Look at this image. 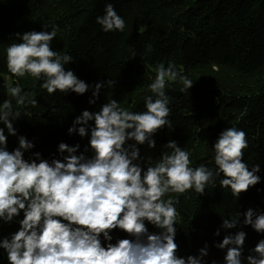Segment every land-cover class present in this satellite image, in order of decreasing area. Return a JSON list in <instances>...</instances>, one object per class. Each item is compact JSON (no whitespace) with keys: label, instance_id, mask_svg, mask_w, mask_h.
Listing matches in <instances>:
<instances>
[{"label":"trees","instance_id":"16d2710c","mask_svg":"<svg viewBox=\"0 0 264 264\" xmlns=\"http://www.w3.org/2000/svg\"><path fill=\"white\" fill-rule=\"evenodd\" d=\"M107 3H112L125 21L123 31L104 32L96 22L104 15ZM53 25L56 37L51 46L59 56L73 58L64 65L65 70L89 85L83 95L71 91L49 95L41 87L43 79L16 77L7 70L6 49L20 42L17 33L50 32ZM170 63L178 72L175 81L166 78L164 89L170 126L152 137L155 148L147 143L137 145L141 159L134 163L146 170L164 152L172 151L164 147L169 141H176L189 152L190 167L204 165L215 173L213 146L220 133L230 127L243 130L248 141L243 161L249 171L260 166L258 184L238 198L230 188L220 186L221 174L214 175L203 195L194 189L170 195L178 213V257H201L200 250L206 248L208 254L201 258V264H226L227 249L217 245L225 236L244 231L241 260L247 264L246 257L255 256L251 250L264 239V233L244 224L243 215L248 209L264 214V0H0V105L11 101L13 112L20 114L13 121L17 135H9L5 128L7 150L18 148L23 136L34 145L24 151L28 161L36 159L35 153L50 163L63 160L68 153L58 151L60 143L70 147L79 144L76 154L91 158L94 153L89 140L94 121L89 122V134L80 137L78 132H68L75 119L85 110L99 111L113 99L128 111H146V97L155 99L149 85L158 68H167ZM181 77L191 80L193 86L182 91ZM96 83L104 86L96 103L90 104ZM17 84L22 89V105L8 91ZM32 100L37 101L35 106ZM0 127L4 125L0 123ZM134 143L127 141L128 145ZM22 219L21 211L10 223L0 220V240L18 231ZM224 219L237 220L238 224L226 229ZM145 224L150 233L160 231L147 221ZM110 235L111 243L133 239L119 229ZM0 264H8L2 248Z\"/></svg>","mask_w":264,"mask_h":264},{"label":"clouds","instance_id":"9594fccd","mask_svg":"<svg viewBox=\"0 0 264 264\" xmlns=\"http://www.w3.org/2000/svg\"><path fill=\"white\" fill-rule=\"evenodd\" d=\"M96 22L104 32L123 31L125 21L112 3H107L104 15ZM18 43L6 49L7 70L16 77L29 75L43 79L41 87L49 95L57 91L83 95L89 85L77 78L66 64L73 61L70 55L59 56L52 48L56 26L49 31H30L16 34ZM178 72L171 63L159 67L154 81L149 85L155 95L145 99L143 112H131L122 108L116 100L103 104L99 111H83L68 129L69 134L78 132L80 137L89 134V146L94 153L87 158L77 155L79 144L70 147L60 143L58 151L63 160L24 159V151L34 147L25 137H19V147L7 150L9 135H17L13 121L20 118L13 112L11 101L0 105V220L10 223L23 212L20 228L10 238L0 240V248L7 253L8 264H201L207 250L201 249V257L177 256L175 242L177 209L170 194L183 195L195 190L201 195L214 175H223L222 188H230L232 195L240 197L250 187L260 182L256 175L257 164L251 171L243 161L248 147L246 133L234 127L222 131L215 142V173L204 165L190 167V154L169 141L159 161L146 170L134 163L141 159L137 145L148 144L155 148L152 137L163 127L170 126L168 98L165 95L166 78L175 81ZM182 91L193 82L181 77ZM112 84V81H107ZM103 83H96L93 90L95 104ZM21 87L17 84L8 89L10 95L22 105ZM35 106L37 101L32 100ZM76 125H83L76 128ZM133 140L134 144H127ZM87 151V148L85 149ZM39 160V162H37ZM168 195L167 200L164 197ZM244 224L257 233H264V214L248 209ZM255 215V219H253ZM145 221L160 231L150 233ZM237 220H223L226 229L235 228ZM119 229L133 239H118L111 243L110 233ZM219 231L216 235H219ZM107 241L105 245L102 243ZM246 233L237 232L225 236L217 245L227 249L226 264H242V250ZM231 246V247H230ZM256 255L246 257L247 264H264V239L254 249Z\"/></svg>","mask_w":264,"mask_h":264}]
</instances>
